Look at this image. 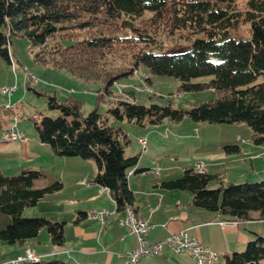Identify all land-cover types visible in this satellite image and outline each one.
Returning <instances> with one entry per match:
<instances>
[{
  "label": "trees",
  "instance_id": "16d2710c",
  "mask_svg": "<svg viewBox=\"0 0 264 264\" xmlns=\"http://www.w3.org/2000/svg\"><path fill=\"white\" fill-rule=\"evenodd\" d=\"M145 12L153 14L144 19ZM159 23L171 34L184 32L189 46L163 48L154 34ZM243 24L249 26L248 35L239 33ZM14 35L28 38L34 62L66 69L85 81H102L101 97L115 94L113 84L141 63L151 73L175 75L186 90L213 86L218 93L215 99L184 109L171 102H139L134 89H125L127 96L109 108L118 119L144 125L165 118L181 120L188 114L196 122H246L253 142L264 143V0H0V55L11 64ZM118 45L132 48L133 66L104 70L100 60ZM203 76H211L210 81H192ZM47 101L60 115H43L34 121L39 141L49 144L55 155L93 159L94 181L109 190L117 210L130 206L137 211L138 198L128 176L133 168L135 173L148 168L137 167L139 154H125L131 141L127 133L110 125L98 109L83 116L80 100L63 101L48 94ZM226 148L241 151L237 144ZM43 175L33 167L12 175L0 172V211L12 216L0 229V239L24 244L36 240L46 227L53 243H65L64 220L24 215L28 207L63 187L60 179L35 187ZM212 181L216 186H210ZM161 185L190 191L194 205L226 220L246 219L252 211L264 217V178L224 182L220 174L187 167L180 177L163 180ZM24 263L81 264L59 258ZM220 264H264V235L257 234Z\"/></svg>",
  "mask_w": 264,
  "mask_h": 264
},
{
  "label": "rangeland",
  "instance_id": "374dc122",
  "mask_svg": "<svg viewBox=\"0 0 264 264\" xmlns=\"http://www.w3.org/2000/svg\"><path fill=\"white\" fill-rule=\"evenodd\" d=\"M152 14V12H145L143 18L149 19ZM239 33L248 35V24L241 25ZM154 34L157 37V43L166 50L189 46L190 38L184 32L175 31L171 34L162 23H159ZM10 48L13 53V64L8 63L0 55V171L5 174H17L22 170V167L12 170L21 162L18 155L19 152L21 153L20 140H4L2 138L3 127L13 123L14 115H18L19 129L31 140L27 144H36L39 147L38 153L42 154V158L36 161L24 157L26 161L24 167L38 168L44 174L35 181V187H42L57 179L61 180L62 173H65L67 179L70 177V172L63 169L62 158L64 156L55 155L47 143L44 146L39 145L40 141L34 125V121L39 120L43 115L52 117L60 115V111L48 106V94H55L63 101L70 98L80 100V111L83 116L98 109L107 117L110 125L120 126L127 133L131 141L125 154H139L137 167L159 168V175L144 172L134 173L132 170L135 168L129 174V184L138 193V204L142 211H155L154 217L156 218L154 219L159 220V223H156L154 219H147L152 224L162 226L167 222L179 224L172 217H179L178 215L184 211L202 210L191 203L192 194L190 191L169 190L161 185L163 180L180 177L187 167L202 168L211 174H220L224 182H252L264 178V143L258 145L253 142L252 128L246 122H196L188 114H185L181 120L165 118L160 123L146 121L144 125H139L134 121L118 119L109 112V108L116 100L127 96L125 89H134L135 99L142 103L167 104L171 102L176 108L188 109L194 104L215 99L218 93L213 86L186 90L181 86V80L175 75L151 73L148 67L141 63L134 73L125 78H119V81L113 84L112 88L115 94H104L101 97L100 93L104 85L102 81H85L71 75L66 69L34 62L28 38L14 35ZM131 53L132 48L118 45L117 49L109 51L104 57V61L100 60V63H103L104 70L113 72L127 70L133 66ZM25 66L28 69L27 72L24 69ZM31 75L36 78V81L31 82ZM210 79L211 76H203L194 78L192 81L209 82ZM13 85H16V91L9 99L2 94L1 88ZM140 137L147 140L146 145L139 141ZM232 144L239 145L241 151H228L226 145ZM88 160L97 166L93 159ZM64 181L66 185L62 190L49 193L37 205L28 207L24 215L57 216L60 220H71V214H66L64 211L71 208L73 201L70 197H72L73 185L67 180ZM213 182L210 184L211 187L216 186ZM86 202L87 200L83 196L79 200L80 204ZM165 202L168 204L165 205ZM105 209L111 211L110 208H103V210ZM101 211L96 212L100 213ZM123 212L124 214L120 215V218L125 216L126 210ZM91 217L99 221V230H101L105 223L99 214L96 217ZM195 218L196 216L193 215L192 219ZM105 219L109 222L110 215ZM11 221L10 214L0 211V229L5 228ZM67 229L73 230V227ZM161 234L162 232L157 230L151 231L146 234V238L150 242H154L158 238L164 237ZM258 234L264 235V232ZM256 235L253 237L255 238ZM96 237L106 242L110 234L108 236L105 233L101 236L98 234ZM40 239L50 242L51 235L46 227L41 229ZM9 246L10 243L0 239V255L3 257L11 255L8 253ZM245 247L246 244L238 248L237 251H242ZM165 248L167 246H164L163 251L166 250ZM115 251L122 252V250ZM230 255H233V251ZM157 256L159 254L144 257V261L154 264ZM82 259L85 258L82 257ZM224 261L225 257L222 256L220 261H216L215 264L224 263Z\"/></svg>",
  "mask_w": 264,
  "mask_h": 264
},
{
  "label": "crops",
  "instance_id": "0c3cea01",
  "mask_svg": "<svg viewBox=\"0 0 264 264\" xmlns=\"http://www.w3.org/2000/svg\"><path fill=\"white\" fill-rule=\"evenodd\" d=\"M30 141V138L24 142L20 141L21 153L19 152L18 155L21 162L12 170H16L20 167L24 168L26 164L24 157H29L35 161L42 158V154L37 151L39 147L36 144H27ZM44 144L46 143L39 142L40 146H44ZM62 159L64 171L70 172V177H68V179L65 177V173H62L60 177L61 181H63L62 189L66 185L64 180H67L73 185V189L71 190L72 197H70L73 201L71 202V208L64 211L66 214H71L72 218L71 220L62 219L65 221V243L63 245H58L53 243L52 240H50V242L47 240L42 241L39 233L38 238L34 241L24 244H10L8 253L11 255L8 257L0 255V264H4L5 262H8L7 264H16L11 262V259L24 255L29 245L33 246L35 253L40 256V260L59 258L81 264H125L127 258L124 253L134 249L138 244V240L134 234L129 232L127 225H122L120 222H117V220L120 219V215L122 216L124 212L123 210H117L116 203L110 195L109 190L94 181V177L97 173V166H94V164H92L93 162H90L91 160L84 159L80 156H64ZM0 172L4 173L3 171ZM132 189L135 191L138 198L137 191L133 187ZM82 196L86 198L87 202L80 204L79 200L82 199ZM165 196L164 194V198ZM166 204L168 203L165 202V205ZM175 205H178V203H175ZM106 207L111 209V211L105 209L110 213V220L109 222L106 221L104 227L99 230L100 223L97 219H93L94 217L90 216V212L99 214L96 211H101ZM199 208L202 210L184 211L178 215L179 217H172V219L179 224L171 222H167L163 226L156 224V227L152 231L157 230L162 232L163 235L161 234V236L165 237L170 233L186 229L191 235H197L207 248L218 253L214 261H208L205 264H215L216 261H220L222 256L226 258V255H230L232 251L239 250L238 248L244 246L247 240L254 238L253 236L255 234L264 232V217H262L258 211L250 212L248 218L236 220V223L227 222L222 224V221L225 219L219 214L202 207ZM135 213L138 217H142L146 220L156 218L154 217L155 211H142L138 202L137 211H135ZM193 215L196 216L195 219H192ZM52 217L58 218L57 216ZM190 219L193 221H189ZM155 222L159 223V220H155ZM69 227H73V230L70 229L71 232L67 229ZM103 233H105L106 236L110 234L106 242L96 237L98 234L101 236ZM163 249L161 252L157 253L159 256L154 260L156 262L154 264H199L194 259L192 253L188 251L175 252L168 247L165 248V251H163ZM115 250H122V252ZM82 257L85 259H82ZM18 264L26 263L20 262ZM138 264H152V262H146L144 258H142Z\"/></svg>",
  "mask_w": 264,
  "mask_h": 264
},
{
  "label": "built area",
  "instance_id": "2783aa9c",
  "mask_svg": "<svg viewBox=\"0 0 264 264\" xmlns=\"http://www.w3.org/2000/svg\"><path fill=\"white\" fill-rule=\"evenodd\" d=\"M24 69L26 72L28 71L25 66ZM36 81L33 75H31V82ZM16 91V85L13 86H2L1 92L5 97L10 99V96L13 92ZM19 116L14 115L13 123L6 125L2 130V138L4 140L13 139L20 141H27L29 138L24 134L22 130L18 127ZM142 144L146 145L147 140L145 138H141L139 140ZM200 171H205L204 169H200ZM146 173H153L155 175L160 174L159 168L150 169ZM84 181V180H83ZM125 216L119 219L120 224L127 225L129 227V232L134 234L137 237L138 244L134 249L128 250L124 253L127 258L125 264H138V262L144 257H151L155 254L161 252L164 246H167L171 250L175 252H183L188 251L192 253L194 259L199 264H205L206 262L214 261L218 253L211 251L207 248L198 238L197 235H191L188 230L181 229L176 232L170 233L165 236L161 240H156L154 242H150L146 238V234L154 230L156 227L155 224L150 223L148 220L141 217V224H134L131 221V215L129 214V207H126ZM110 213L107 210H103L99 213L101 220L106 223V216H109ZM90 216H97L95 212H90ZM236 220H224L223 223L231 222L236 223ZM105 225V224H104ZM40 256L35 253L33 246H27L26 252L24 255L18 256L17 258L11 259L13 263H20L25 261H39Z\"/></svg>",
  "mask_w": 264,
  "mask_h": 264
},
{
  "label": "bare ground",
  "instance_id": "6f19581e",
  "mask_svg": "<svg viewBox=\"0 0 264 264\" xmlns=\"http://www.w3.org/2000/svg\"><path fill=\"white\" fill-rule=\"evenodd\" d=\"M148 171H149V168L143 170L142 172L146 173ZM129 214L131 215V221H132V223H134V224H141V218L137 216V214L135 213V211L131 207H129Z\"/></svg>",
  "mask_w": 264,
  "mask_h": 264
}]
</instances>
